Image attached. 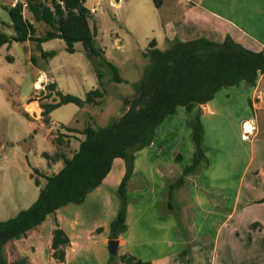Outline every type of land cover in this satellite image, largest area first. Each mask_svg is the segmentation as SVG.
I'll use <instances>...</instances> for the list:
<instances>
[{
  "label": "crops",
  "instance_id": "crops-1",
  "mask_svg": "<svg viewBox=\"0 0 264 264\" xmlns=\"http://www.w3.org/2000/svg\"><path fill=\"white\" fill-rule=\"evenodd\" d=\"M229 4L231 9L227 15L201 10L197 16L200 25L197 29L188 20H183L177 30L179 40L205 37L221 42L228 35L247 49L264 51V0H232ZM28 20L31 22V17ZM263 80L261 75L251 86L241 82L222 87L211 101L200 107L202 148L209 163L200 174L187 177L184 185L175 192L173 203L180 207V220L171 211H161V205L166 200L167 184L192 161L193 145L186 110L178 107L157 128L151 145L135 153L127 186L126 231L117 239L114 264H121L119 256L123 254L151 264H264L263 231L250 228L253 223H264V202H260L264 198V141L257 139L264 132L259 121L261 113L264 115ZM50 99L57 101L54 94ZM29 104H35L32 106L33 118L41 125L39 103L32 101ZM26 107L24 101L21 110L24 112ZM231 107L236 108L232 110ZM50 114L49 125L52 124ZM216 121L226 127L223 125L220 133L209 134L207 127L215 126ZM37 122L31 127L35 129ZM246 124L254 130L248 140H242V129ZM226 129L228 133H224ZM74 137L77 145L73 151H76L82 137L78 134ZM231 137L235 141L227 142L226 138L230 140ZM29 148L26 144V152ZM43 153L51 155L46 151L40 152L39 157ZM176 155L181 156L179 161L175 159ZM25 163L30 176L29 162L26 160ZM61 164L57 161L50 167L59 171ZM42 165L46 167V162ZM34 168L45 174L42 168ZM124 171L123 160L114 159L101 185L82 203L59 208L25 237L6 245L13 244L15 253L33 264L40 258L37 256L39 250L51 249L53 230L58 225L69 238V245L64 248V261L57 264L107 262L110 256L107 246L109 227L118 210L116 190ZM39 181L41 185L45 182L44 179ZM38 192L39 187L34 185L21 194L23 207L15 212L32 205ZM218 252L224 256L219 253L217 259Z\"/></svg>",
  "mask_w": 264,
  "mask_h": 264
},
{
  "label": "trees",
  "instance_id": "trees-1",
  "mask_svg": "<svg viewBox=\"0 0 264 264\" xmlns=\"http://www.w3.org/2000/svg\"><path fill=\"white\" fill-rule=\"evenodd\" d=\"M61 1L62 6L56 0H25L31 22L24 18L19 4L3 7L14 34L9 36L0 31V47L13 42L33 41L40 51L41 43L60 39L69 53L74 52V44L80 43L85 56L94 62L93 57L100 54L94 47V33L89 27L91 14L84 6L85 0ZM35 23L48 27L43 36L35 35ZM53 55L52 52H40V57L44 59ZM144 57L148 64L141 78L131 84L132 93L124 98L118 118L97 129L89 125L80 131L65 127L67 132L83 137L71 157L62 153L53 156L43 153L45 159L54 163L61 161L62 168L51 176H42L43 185L32 176L34 185L39 187L37 199L14 217L0 221V264H10L5 257L7 243L25 237L59 208L82 203L90 192L101 185L110 172L113 160L119 158L124 162L125 171L116 190L118 210L109 227V239L117 240L126 231L127 186L133 172L135 153L151 145L157 128L178 107H183L191 130L193 157L191 164L167 184L166 200L161 205V211H171L180 220V207L173 203L175 192L184 185L187 177L200 174L209 163L202 148L200 107L211 101L222 87L241 82L251 86L259 76H264V51L247 49L227 35L221 42L205 37L189 41L175 39L163 51L157 50L156 42L152 40ZM109 67L111 81L125 83L118 70L112 65ZM102 78L97 70L98 87L87 92L84 99L62 94L56 90L54 83L46 84L47 98L52 93L57 101L40 103L43 122L49 123V114L63 105L74 104L80 108L100 105L105 95ZM175 159L179 161L181 156L176 155ZM33 173L40 172L34 169ZM260 202H264V198ZM250 228H259L264 234V223H253ZM183 234L187 237L184 229ZM67 245L69 238L57 225L53 230L51 249L52 257L58 262L64 261ZM115 259L116 256L110 255L103 264H114ZM119 261L121 264H151L130 254L120 255ZM24 263L25 260L20 259L11 264Z\"/></svg>",
  "mask_w": 264,
  "mask_h": 264
},
{
  "label": "rangeland",
  "instance_id": "rangeland-1",
  "mask_svg": "<svg viewBox=\"0 0 264 264\" xmlns=\"http://www.w3.org/2000/svg\"><path fill=\"white\" fill-rule=\"evenodd\" d=\"M229 1L232 0H85L84 6L91 14L89 27L94 33V47L100 54L93 57L94 62L85 56L80 43L74 44V52L69 53L65 50L64 41L60 39L40 44L43 52L54 53L47 59L40 57L41 50L39 51L38 44L33 41L24 44L13 42L9 46H1L0 221L14 217L17 213L15 210L23 207L20 196L34 187L32 176L43 181L42 176L53 175L58 171L57 168L50 167L54 162L45 159L43 154V158L39 157L40 152H51L49 156L56 153L69 156L74 152L73 149L77 145L74 136L77 134L67 132L65 127L80 131L89 125L97 129L121 115L123 100L132 93L131 84L141 78L148 64L144 53L149 49L152 40L156 42L157 50H165L168 43L179 40L177 30L183 20H188L192 27L197 29V26H200L197 16L201 10L210 11L215 15H227L231 9ZM10 3L11 0H0V31L9 36L13 35L14 31L3 7H9ZM23 16L25 19L31 17L28 11L23 13ZM35 27L37 37L43 36L48 29L43 23H35ZM219 28H222L221 25ZM110 65L118 70L125 83L116 84L111 81ZM97 70L103 76L105 89L100 105H85L82 108L74 104L63 105L50 114L51 125L50 121L43 122V118L41 125L34 121L32 106L35 104L29 103L37 101L40 105L53 102V99L47 98L49 92L44 89L46 84L54 83L62 94L84 99L87 92L98 87ZM52 95L51 93L50 96ZM24 101L27 107L23 112L21 109ZM235 108L231 107L232 110ZM247 109L253 115L250 106ZM263 116L261 113L259 119L262 131ZM33 122H37L35 129L31 127ZM214 125H208L209 134H217L223 125L226 127V124L219 121ZM224 133H228V130ZM263 135L264 132H261L257 139L264 141ZM239 137L238 131L237 139ZM23 139H26L24 143ZM226 140L235 141L234 137ZM213 142L212 138L211 144ZM26 144L30 145L29 152H26ZM26 160L31 168L30 176ZM44 161L46 167L42 165ZM34 167L42 168L45 174ZM34 169L40 173H33ZM52 252V249L39 250L37 256L40 258L33 264H57L58 261L52 257ZM219 253L221 252H218L217 259ZM247 255L246 253L244 258ZM221 256L224 255L221 253ZM5 257L10 264L23 259L19 253H15L11 243L5 246ZM24 260V264H28L26 258Z\"/></svg>",
  "mask_w": 264,
  "mask_h": 264
},
{
  "label": "built area",
  "instance_id": "built-area-1",
  "mask_svg": "<svg viewBox=\"0 0 264 264\" xmlns=\"http://www.w3.org/2000/svg\"><path fill=\"white\" fill-rule=\"evenodd\" d=\"M56 2L59 4V5H63V2L61 0H56ZM20 5L21 6V11H22V14L25 13L27 10V3L25 2V0H11V3H10V6L11 7H14L16 5ZM252 130L250 132H246L245 128L243 127V131H242V140H248L249 139V136L253 133V130L254 128L251 127Z\"/></svg>",
  "mask_w": 264,
  "mask_h": 264
},
{
  "label": "water",
  "instance_id": "water-1",
  "mask_svg": "<svg viewBox=\"0 0 264 264\" xmlns=\"http://www.w3.org/2000/svg\"><path fill=\"white\" fill-rule=\"evenodd\" d=\"M108 251L111 256L117 255V247H118V241L117 240H109L107 243Z\"/></svg>",
  "mask_w": 264,
  "mask_h": 264
},
{
  "label": "bare ground",
  "instance_id": "bare-ground-1",
  "mask_svg": "<svg viewBox=\"0 0 264 264\" xmlns=\"http://www.w3.org/2000/svg\"><path fill=\"white\" fill-rule=\"evenodd\" d=\"M244 128H245L246 132H250L252 130V128H251V126L249 124H246L244 126Z\"/></svg>",
  "mask_w": 264,
  "mask_h": 264
}]
</instances>
